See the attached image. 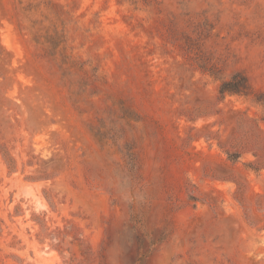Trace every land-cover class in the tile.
<instances>
[{
  "label": "rangeland",
  "instance_id": "obj_1",
  "mask_svg": "<svg viewBox=\"0 0 264 264\" xmlns=\"http://www.w3.org/2000/svg\"><path fill=\"white\" fill-rule=\"evenodd\" d=\"M0 264H264V0H0Z\"/></svg>",
  "mask_w": 264,
  "mask_h": 264
},
{
  "label": "trees",
  "instance_id": "obj_2",
  "mask_svg": "<svg viewBox=\"0 0 264 264\" xmlns=\"http://www.w3.org/2000/svg\"><path fill=\"white\" fill-rule=\"evenodd\" d=\"M249 88V85L247 83L246 78L241 75L240 73H234L232 74L227 80H224L220 83L218 87V94L220 98H223L225 94H236L239 92H242ZM122 136L118 134L117 132L113 136V142L115 143V146L117 147V150L122 156V163L124 167L125 176L128 177L129 180V187L131 189V197L133 199H137V193H140L141 191V176H140V168L138 165V160L133 154L131 148H123L122 145L119 143L121 142ZM127 146V145H126ZM133 203L131 201H128L129 208H132ZM133 223H136L133 218ZM45 235L47 237H51L54 241L57 242L58 247L62 244L64 239V231L56 230L53 232H48L46 229ZM69 231H76L74 227H69ZM76 237V236H75ZM75 241L79 243L82 250H84V253H86V258H91V252L86 249V246L83 245L82 241L78 239L77 237L74 238ZM72 261V260H71Z\"/></svg>",
  "mask_w": 264,
  "mask_h": 264
}]
</instances>
